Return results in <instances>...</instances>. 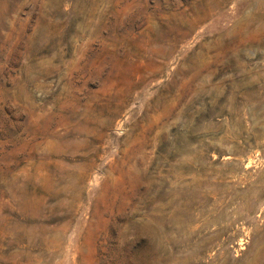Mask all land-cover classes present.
Here are the masks:
<instances>
[{
  "label": "rangeland",
  "instance_id": "rangeland-1",
  "mask_svg": "<svg viewBox=\"0 0 264 264\" xmlns=\"http://www.w3.org/2000/svg\"><path fill=\"white\" fill-rule=\"evenodd\" d=\"M0 264H264V0H0Z\"/></svg>",
  "mask_w": 264,
  "mask_h": 264
}]
</instances>
